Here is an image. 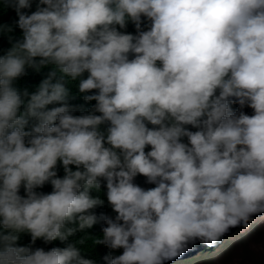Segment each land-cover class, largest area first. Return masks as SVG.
Listing matches in <instances>:
<instances>
[{
    "label": "clouds",
    "instance_id": "9594fccd",
    "mask_svg": "<svg viewBox=\"0 0 264 264\" xmlns=\"http://www.w3.org/2000/svg\"><path fill=\"white\" fill-rule=\"evenodd\" d=\"M0 1V264H184L264 217V0Z\"/></svg>",
    "mask_w": 264,
    "mask_h": 264
},
{
    "label": "trees",
    "instance_id": "16d2710c",
    "mask_svg": "<svg viewBox=\"0 0 264 264\" xmlns=\"http://www.w3.org/2000/svg\"><path fill=\"white\" fill-rule=\"evenodd\" d=\"M34 9H35V0H33L32 8L28 9L27 11H32ZM17 18L18 17H16L15 11L11 8H6L3 5V1H0V24L12 23ZM127 30L134 31V28L131 23H129ZM19 33H20V29L16 27L14 34L18 35ZM9 46L10 45L7 40V37L4 34L0 33V54H3V50ZM42 72H44V70H42ZM261 228H262L261 220L255 221L244 231H241L240 233H238L237 236L234 237L228 244L217 249L214 253L207 255L205 257L196 259L194 261L186 262L184 264H207L205 262H209L207 260L208 258H211L212 256L214 257V256H220V255H227L234 251H249V249H247L249 239H251L252 237H255L256 235L262 234ZM252 259H254L256 263L264 264L263 254L253 253Z\"/></svg>",
    "mask_w": 264,
    "mask_h": 264
},
{
    "label": "rangeland",
    "instance_id": "374dc122",
    "mask_svg": "<svg viewBox=\"0 0 264 264\" xmlns=\"http://www.w3.org/2000/svg\"><path fill=\"white\" fill-rule=\"evenodd\" d=\"M262 224V234L256 235L252 237L248 241L249 251H234L227 255L220 256H212L208 258L205 262L207 264H260L256 263L254 259H252L253 253L263 254L264 255V217L261 219Z\"/></svg>",
    "mask_w": 264,
    "mask_h": 264
},
{
    "label": "bare ground",
    "instance_id": "6f19581e",
    "mask_svg": "<svg viewBox=\"0 0 264 264\" xmlns=\"http://www.w3.org/2000/svg\"><path fill=\"white\" fill-rule=\"evenodd\" d=\"M237 232V231H236ZM235 234V233H234ZM180 256H178L177 258H179ZM185 259V258H184ZM172 264H175L174 262H172Z\"/></svg>",
    "mask_w": 264,
    "mask_h": 264
}]
</instances>
